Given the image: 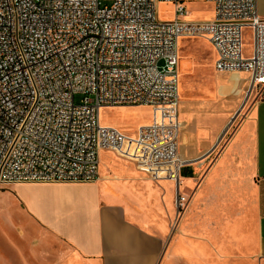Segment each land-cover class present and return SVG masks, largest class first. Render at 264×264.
I'll list each match as a JSON object with an SVG mask.
<instances>
[{
  "label": "built area",
  "instance_id": "2783aa9c",
  "mask_svg": "<svg viewBox=\"0 0 264 264\" xmlns=\"http://www.w3.org/2000/svg\"><path fill=\"white\" fill-rule=\"evenodd\" d=\"M205 1L213 5L208 21L188 20L180 0H0V187L92 184L101 153L111 151L152 180L173 182L180 217L188 204L180 187L181 40L207 39L216 72L247 73L246 102L264 92L257 0ZM161 2L174 4L173 20L159 19ZM137 105L150 107L153 121L134 135L101 124V109Z\"/></svg>",
  "mask_w": 264,
  "mask_h": 264
},
{
  "label": "crops",
  "instance_id": "0c3cea01",
  "mask_svg": "<svg viewBox=\"0 0 264 264\" xmlns=\"http://www.w3.org/2000/svg\"><path fill=\"white\" fill-rule=\"evenodd\" d=\"M257 9L264 18V0ZM219 76L216 86L192 79L180 99V187L188 204L179 218L173 182H156L108 151L95 183L0 192L1 223L53 240L0 246V264H158L172 256L175 219L176 264H264V94L246 102L247 73Z\"/></svg>",
  "mask_w": 264,
  "mask_h": 264
},
{
  "label": "rangeland",
  "instance_id": "374dc122",
  "mask_svg": "<svg viewBox=\"0 0 264 264\" xmlns=\"http://www.w3.org/2000/svg\"><path fill=\"white\" fill-rule=\"evenodd\" d=\"M183 1L189 12L188 20L191 21H208L213 17V5L205 0H180ZM113 0H102L104 5H111ZM157 14L160 20L170 21L175 16V6L173 3L161 2L157 4ZM252 33L249 29L244 33V44L246 53L248 54L252 46ZM180 97H184L189 90V82L194 80H203L208 84L216 86L222 81L219 72L214 69L215 52L211 44L204 38H185L180 42ZM187 61L190 62V67H186ZM244 79V78H243ZM264 94V92H263ZM83 95H76L75 102L79 104ZM242 108L240 111L243 112ZM239 115V116H240ZM100 121L104 126H113L121 128L127 134L133 135L141 126L150 124L153 121V111L147 106H117L105 107L101 109ZM236 126L235 123L231 125ZM108 151L101 154V159L110 157ZM119 157V156H118ZM13 192V188L3 185L0 187L1 194ZM179 218V216H177ZM6 225L0 222V246H7L15 243L22 246L24 249H29L36 241L53 242V240H45L40 236V233L34 232L27 227L22 228L23 231H18L9 221H5ZM168 248L173 249L172 256L166 257L164 262L158 264H176V219L172 225L171 233L167 239ZM168 250V249H167ZM167 250L165 254H167ZM53 258H57L55 253H51ZM164 254V255H165ZM12 257V256H10ZM27 260L32 259L28 254L25 256Z\"/></svg>",
  "mask_w": 264,
  "mask_h": 264
},
{
  "label": "water",
  "instance_id": "95a60500",
  "mask_svg": "<svg viewBox=\"0 0 264 264\" xmlns=\"http://www.w3.org/2000/svg\"><path fill=\"white\" fill-rule=\"evenodd\" d=\"M239 115V112L233 117L232 122L236 119V117Z\"/></svg>",
  "mask_w": 264,
  "mask_h": 264
},
{
  "label": "bare ground",
  "instance_id": "6f19581e",
  "mask_svg": "<svg viewBox=\"0 0 264 264\" xmlns=\"http://www.w3.org/2000/svg\"><path fill=\"white\" fill-rule=\"evenodd\" d=\"M179 67H180V66H179ZM236 78H237V80H238L239 77H235L234 79H236ZM119 129H121V128H119ZM133 135H134V134H133Z\"/></svg>",
  "mask_w": 264,
  "mask_h": 264
}]
</instances>
